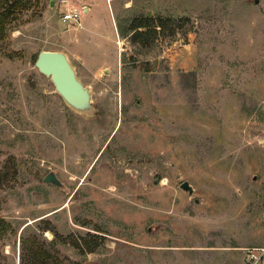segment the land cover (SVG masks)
Wrapping results in <instances>:
<instances>
[{
	"label": "rangeland",
	"instance_id": "1",
	"mask_svg": "<svg viewBox=\"0 0 264 264\" xmlns=\"http://www.w3.org/2000/svg\"><path fill=\"white\" fill-rule=\"evenodd\" d=\"M26 1L0 40V264H247L264 247V0ZM86 8L90 47L73 37ZM41 51L67 55L93 115Z\"/></svg>",
	"mask_w": 264,
	"mask_h": 264
},
{
	"label": "water",
	"instance_id": "2",
	"mask_svg": "<svg viewBox=\"0 0 264 264\" xmlns=\"http://www.w3.org/2000/svg\"><path fill=\"white\" fill-rule=\"evenodd\" d=\"M52 4V3H51ZM35 68L40 74L47 77L54 86V91L63 102L73 111L83 115H93L95 109L92 105V93L88 86L77 77L76 71L63 52L41 51L38 53ZM46 184H53L62 187L53 173H49L45 178ZM180 188L193 194V190L187 182H183Z\"/></svg>",
	"mask_w": 264,
	"mask_h": 264
},
{
	"label": "trees",
	"instance_id": "3",
	"mask_svg": "<svg viewBox=\"0 0 264 264\" xmlns=\"http://www.w3.org/2000/svg\"><path fill=\"white\" fill-rule=\"evenodd\" d=\"M26 8V0H7V4L4 6L0 5V40L5 37L6 28L9 23L17 20L19 13ZM135 28H146V26L140 23L136 25Z\"/></svg>",
	"mask_w": 264,
	"mask_h": 264
},
{
	"label": "built area",
	"instance_id": "4",
	"mask_svg": "<svg viewBox=\"0 0 264 264\" xmlns=\"http://www.w3.org/2000/svg\"><path fill=\"white\" fill-rule=\"evenodd\" d=\"M63 15V21H71L79 25L80 13L77 11H67ZM246 262L247 264H259L264 256V247H253L246 249Z\"/></svg>",
	"mask_w": 264,
	"mask_h": 264
},
{
	"label": "crops",
	"instance_id": "5",
	"mask_svg": "<svg viewBox=\"0 0 264 264\" xmlns=\"http://www.w3.org/2000/svg\"><path fill=\"white\" fill-rule=\"evenodd\" d=\"M90 1V0H89ZM75 4H78V5H81L80 4V1H78V2H74ZM69 9V8H68ZM110 10V9H109ZM91 11H93V9L91 10L90 8H86L85 10H84V16L87 18V20L85 21V27L84 26H82V25H80V21H79V25H78V27L77 28H82V29H84L85 28V32L87 31V34L86 35H84V37H83V40H80V34H73V37H74V40L75 41H77V44L78 45H81V43H80V41H83V44H85L86 46H89L90 47V33H88V32H90L91 30H90V20H89V14H90V12ZM81 15V14H80ZM88 15V16H87ZM79 20H80V17H79ZM112 24V26H113V28H114V35H115V31H116V27L114 26V23L112 22L111 23ZM84 27V28H83ZM113 36H108V35H105V38H106V40H108V39H110L111 41H113V38H112ZM80 43V44H79Z\"/></svg>",
	"mask_w": 264,
	"mask_h": 264
}]
</instances>
